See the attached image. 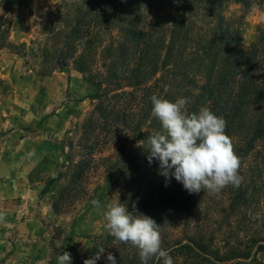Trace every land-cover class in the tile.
I'll return each instance as SVG.
<instances>
[{"label":"rangeland","instance_id":"rangeland-1","mask_svg":"<svg viewBox=\"0 0 264 264\" xmlns=\"http://www.w3.org/2000/svg\"><path fill=\"white\" fill-rule=\"evenodd\" d=\"M139 1L122 0L118 15L138 29L152 15L149 7L137 10ZM254 5L248 13L238 3L223 11L247 46L264 30V0ZM67 9L63 0H0V212L5 214L0 264H57L64 251L71 253L72 264H84L109 237L117 253L128 254L129 245L114 243L102 213L118 199L131 211L148 165L144 161L134 171L137 145L126 132L103 130L96 111L105 87L99 83L100 54L120 34L90 31L102 41L91 72L69 67L43 76V49L52 45L49 30L72 18ZM141 155L146 157L144 150L136 158ZM240 170L249 189L246 208L230 210L228 185L218 194L203 191L194 219L197 227L216 233L221 250L225 244L244 248L264 238V142ZM93 199L100 201L99 211ZM171 236L179 237L178 229ZM240 264H264V252Z\"/></svg>","mask_w":264,"mask_h":264},{"label":"trees","instance_id":"trees-1","mask_svg":"<svg viewBox=\"0 0 264 264\" xmlns=\"http://www.w3.org/2000/svg\"><path fill=\"white\" fill-rule=\"evenodd\" d=\"M63 3L72 18L63 22L62 28L49 30L52 45L43 49V76L69 67L83 74L91 72L102 41L90 31L117 30L120 39L100 54L103 74L99 83L105 87L96 111L103 121L101 128L111 134L119 130L128 133L136 146L153 131H162L160 122L151 116L150 97L156 94L173 102L185 97L189 114L207 107L225 118L226 134L240 157L239 175L243 176L241 166L264 142V30L247 46L223 11L228 4L238 3L248 13L255 0H140L137 10L149 7L152 15L139 29L118 17L122 0ZM135 150L131 160L134 171L138 172L144 161L148 168L141 174L130 212L147 215L160 225L162 247L174 264H240L264 252V238L244 248L229 244L218 248L216 233L194 224L203 191L189 194L174 177L165 186L159 162L153 159L149 164L148 152L137 146ZM141 150L146 157L136 158ZM123 177L121 174L119 179ZM229 198L232 212L246 208L249 189L243 180L239 187L231 185ZM174 229L180 234L177 238L171 236ZM109 240H105L97 264H107L104 257L109 252L116 264H141L136 248L129 245L128 254L117 253ZM100 247L93 250L92 257Z\"/></svg>","mask_w":264,"mask_h":264},{"label":"clouds","instance_id":"clouds-1","mask_svg":"<svg viewBox=\"0 0 264 264\" xmlns=\"http://www.w3.org/2000/svg\"><path fill=\"white\" fill-rule=\"evenodd\" d=\"M150 100L151 116L160 122L162 131H153L146 140L137 141V147L148 152L149 164L153 159L159 162V174L165 177V186L173 177L189 194L205 190L218 194L228 185L240 186L241 160L226 134L224 117L207 107L189 114L185 110L188 104L185 97L173 102L153 94ZM91 204L96 210L101 209L99 200L93 199ZM102 215L114 243L136 248L141 264L153 260L157 264L161 261L162 264H174L169 252L162 247L160 225L154 219L144 214L133 215L119 199L108 203ZM4 221L5 214L0 212V222ZM104 251L103 247L98 248L96 255L86 259L84 264H97ZM104 258L107 264H116L111 252ZM56 261L57 264H72V255L64 251L57 255Z\"/></svg>","mask_w":264,"mask_h":264}]
</instances>
